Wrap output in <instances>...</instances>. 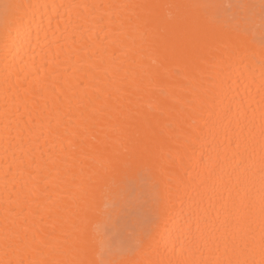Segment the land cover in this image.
Masks as SVG:
<instances>
[{"label":"bare ground","instance_id":"1","mask_svg":"<svg viewBox=\"0 0 264 264\" xmlns=\"http://www.w3.org/2000/svg\"><path fill=\"white\" fill-rule=\"evenodd\" d=\"M235 8L0 0V264H264V30Z\"/></svg>","mask_w":264,"mask_h":264},{"label":"rangeland","instance_id":"2","mask_svg":"<svg viewBox=\"0 0 264 264\" xmlns=\"http://www.w3.org/2000/svg\"><path fill=\"white\" fill-rule=\"evenodd\" d=\"M248 2L245 5L244 2ZM235 4L236 11H243L246 9L250 17H255L252 22H255L259 28L264 30V0H231Z\"/></svg>","mask_w":264,"mask_h":264},{"label":"snow or ice","instance_id":"3","mask_svg":"<svg viewBox=\"0 0 264 264\" xmlns=\"http://www.w3.org/2000/svg\"><path fill=\"white\" fill-rule=\"evenodd\" d=\"M4 7H5L6 17L11 12L17 19H22V17H20V9L22 8V5H19V4H6Z\"/></svg>","mask_w":264,"mask_h":264}]
</instances>
